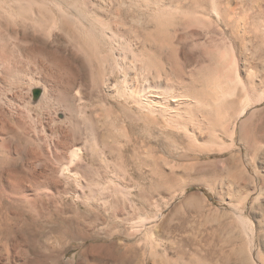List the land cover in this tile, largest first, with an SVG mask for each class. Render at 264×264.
I'll return each instance as SVG.
<instances>
[{
  "label": "bare ground",
  "instance_id": "1",
  "mask_svg": "<svg viewBox=\"0 0 264 264\" xmlns=\"http://www.w3.org/2000/svg\"><path fill=\"white\" fill-rule=\"evenodd\" d=\"M234 1L0 0V264H49L20 221L60 203L169 257L166 212L194 185L217 192L214 152L230 154L241 264H264L247 213L260 178L244 166L264 130V0L244 21Z\"/></svg>",
  "mask_w": 264,
  "mask_h": 264
},
{
  "label": "rangeland",
  "instance_id": "2",
  "mask_svg": "<svg viewBox=\"0 0 264 264\" xmlns=\"http://www.w3.org/2000/svg\"><path fill=\"white\" fill-rule=\"evenodd\" d=\"M247 1L235 0L233 3L237 6V11L240 12L239 18L242 17L240 21L246 20L248 16L243 10ZM199 13V15H203L201 12ZM198 28V26L193 27L196 30ZM198 31L205 33L201 27ZM254 121L264 122V113L260 112ZM259 133L257 145L255 144L256 146L251 148L250 155L253 157L248 156L250 159L245 157L244 166L248 174H251L250 176L257 175L260 178L257 192L252 195L248 203L247 213H251L249 216L257 234L255 253L261 250L260 253L264 256V196L261 195L262 192L264 193V149L260 144L264 143V130L260 129ZM139 135L141 134L139 133ZM209 138L208 132L201 136L202 141H207ZM128 151L131 159L134 160L135 157L131 154L133 151L130 149ZM244 152L247 153V150L244 149ZM229 157L228 153L214 152L203 159L208 164L207 172L211 174V178L219 182L217 192L210 191L206 185H194L186 196L179 197L166 212L165 225L162 226V230L160 228L159 232L163 238H166L161 237L167 249H170L168 250V252L170 251L169 257L151 254L145 248V242L139 239L140 237L116 235L112 239L108 233L106 235V230H103L98 224L96 230L91 229L89 227L91 217L85 214L79 216L75 209L68 204L60 203L58 207H51V212L47 215H42L37 209H26L25 215L20 221L22 233L29 240L33 256L47 259L49 264H241V256L242 258L249 256L247 235L240 230L239 224L235 220L230 199L226 198L227 201L222 198L229 188V179L231 178L229 166L225 162ZM251 167L254 168L253 171ZM192 174L197 175L198 172L192 171ZM223 181L224 183H222ZM246 182H248V189L255 190L257 188L255 182L253 183L251 180ZM224 195L228 196V194ZM239 196L241 195L238 194L237 197ZM256 197L260 199L252 207L251 201ZM140 207L144 208L141 209L142 211L148 212L154 205L153 202L148 201L147 203L143 202ZM67 211L68 213H66ZM232 217L233 219H231ZM17 233L19 234V232ZM65 249H68L65 259L58 260L57 254ZM101 255L103 256L101 257Z\"/></svg>",
  "mask_w": 264,
  "mask_h": 264
}]
</instances>
